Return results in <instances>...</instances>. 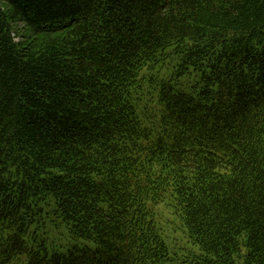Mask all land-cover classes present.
<instances>
[{
	"label": "trees",
	"instance_id": "1",
	"mask_svg": "<svg viewBox=\"0 0 264 264\" xmlns=\"http://www.w3.org/2000/svg\"><path fill=\"white\" fill-rule=\"evenodd\" d=\"M0 264H264V0H0Z\"/></svg>",
	"mask_w": 264,
	"mask_h": 264
},
{
	"label": "rangeland",
	"instance_id": "2",
	"mask_svg": "<svg viewBox=\"0 0 264 264\" xmlns=\"http://www.w3.org/2000/svg\"><path fill=\"white\" fill-rule=\"evenodd\" d=\"M167 212V209H165L162 213ZM169 216V215H166ZM169 236L166 238L168 244L176 249L179 248L181 245L188 246L189 243H187V237L185 233L181 229H177L175 232L171 233L168 232Z\"/></svg>",
	"mask_w": 264,
	"mask_h": 264
}]
</instances>
